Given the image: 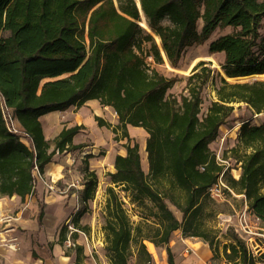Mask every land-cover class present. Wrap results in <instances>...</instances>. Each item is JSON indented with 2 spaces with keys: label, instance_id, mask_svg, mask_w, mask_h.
I'll use <instances>...</instances> for the list:
<instances>
[{
  "label": "trees",
  "instance_id": "1",
  "mask_svg": "<svg viewBox=\"0 0 264 264\" xmlns=\"http://www.w3.org/2000/svg\"><path fill=\"white\" fill-rule=\"evenodd\" d=\"M161 39L167 60L178 67L185 50L204 44L216 30L233 33L211 42L210 53H224L222 68L228 77L264 74V0H0V197L18 195L22 200L36 191L37 174L57 153L69 152L83 125L64 126L53 139L46 138L41 117L70 107L80 108L98 99L112 107L118 124L103 117L100 126L122 131L128 138L127 154H118L112 182L121 187L132 203L152 202L154 222L135 223L113 186L108 187L105 250L112 264H152L154 256L146 241L167 245L169 264L175 255L169 247L172 234L181 229L184 237L208 243L214 259L217 235L205 228L204 200L223 181L228 189L243 194L249 209L264 226V122H244L234 156L241 162L237 179L217 159L211 143L232 114V103L245 102L257 113L264 112V80L229 82L221 76L215 87L217 100L200 118L201 88L208 75L197 72L199 87H191L181 101L168 93L179 80L153 67L165 61L154 35ZM169 19V24H163ZM203 20L201 31L198 22ZM259 49H258V48ZM10 110V111H9ZM17 120L20 129L12 127ZM128 125L147 133L149 174L144 170L140 145L131 143ZM84 206L72 219L76 231L87 230L82 216L90 209L98 186L95 170L85 169ZM181 214L179 218L170 207ZM43 208L38 215L41 223ZM63 226L60 243L67 239ZM232 242L223 245L228 262L257 264L244 240L231 232ZM83 246L77 247V264ZM34 257L39 254L34 252Z\"/></svg>",
  "mask_w": 264,
  "mask_h": 264
},
{
  "label": "rangeland",
  "instance_id": "2",
  "mask_svg": "<svg viewBox=\"0 0 264 264\" xmlns=\"http://www.w3.org/2000/svg\"><path fill=\"white\" fill-rule=\"evenodd\" d=\"M146 19V18H145ZM163 24H169V19H164L162 21ZM203 26V20L201 19L198 22V30L201 31ZM232 28H226L223 30H216L212 36L204 43V44H195L190 47H188L179 63L177 69L170 68L166 61L162 64H158L154 61V58L152 55L147 54L149 50L148 44L145 46V56L147 61L155 67L158 71L165 74L168 77L177 76L178 81L174 84L173 87H171L168 91V93L174 97H177L179 101L182 99V95H189L191 87H199L201 85V78H194L190 79V76L194 73L200 72L202 75H208V78L203 84L201 88V98H202V104H201V113L200 118H203V116L207 113L209 107L211 106L213 101L217 100L216 90L215 87L221 84V76L224 77L229 82H245V81H253L255 79H263L264 80V74H252V75H246V76H238V77H228L223 68L222 65L225 61V55L224 53H210L209 47L212 41L214 39L225 35L233 33ZM262 37H264V27L261 29ZM156 38V37H155ZM157 40V39H156ZM158 42V41H157ZM258 48V47H257ZM259 49V48H258ZM212 56L214 60L217 62V64L214 63V61L209 59H199L201 56ZM180 70H189L188 74L180 71ZM89 102L87 101L86 104ZM93 108H99V109H105V106L101 104V102L96 99L92 102ZM85 104V105H86ZM234 105V110L232 114L227 118L226 123L220 127L219 130V136L216 141L211 143V148L213 151H215L217 155V159L226 165V169L229 168L231 171V174L235 178H239L242 174V168H241V162L238 161V159L234 156L235 152L234 149L239 147L240 144V128L241 125L244 122H250L251 124H261L264 122V112L257 113L252 108L247 106L245 102H237L232 103ZM91 107V108H92ZM110 107V106H109ZM81 108H79L80 110ZM110 110H106V118H117L115 110L110 107L106 108ZM10 111V110H9ZM74 112H77L76 110ZM54 113V112H50ZM46 114L43 117H41L44 133L47 139L53 140L59 132L62 130L64 126L68 124V121L65 120V116H61L60 114ZM57 115V116H56ZM114 115L116 117H114ZM117 122V121H116ZM116 123L115 125H117ZM12 127L15 129H20V125L17 120H12L11 123ZM114 125V126H115ZM112 131L113 128H112ZM114 140H115V146L118 148L119 151H122L123 147L126 145V137L125 138H119L122 135V131L119 130L118 132H114ZM134 135L136 138H134V143L138 142L140 145V154L142 157V163L144 170L147 174H149V162H148V153L146 152V144H147V137L148 133H138L134 132ZM123 139V140H122ZM123 141V142H122ZM132 141V140H131ZM129 142V140H128ZM125 143V144H124ZM132 143V142H131ZM73 154V155H72ZM75 152H68L65 151L63 153H57L53 161H62L63 159H66L67 162H65L64 171H63V178L68 180L77 181V183L85 181L86 172L85 169L88 167L90 170H93L95 167V163H100V170L98 171V186L95 192V196L93 199L88 201V207L91 204L92 207H89L90 209V215L92 216V224H87L89 228L87 230H78V237L76 240L71 237L72 232L76 231V228L72 222L73 217L66 219V221H62L57 227H56V233L58 236V239L61 238V231L63 226L68 225V232H67V239L64 243H61L64 247L65 253L72 255L77 258V247L83 246V253L82 258L83 261H88V258L84 254L86 244L88 243L87 239L90 240H96L98 245H95L90 252V259L91 261H104L107 256V252L105 250V235L106 232L104 230V226L106 224V204L109 197L108 194V187L113 186L116 191L118 192L120 198L124 201L125 208L128 210L131 219L137 224L141 221H148V222H154L156 221L155 218H153L150 215V212L153 210L155 211L156 208H153V204L150 201H146L145 204L138 205L136 203H132L130 200V197L127 195V193L121 189V187L115 186V184L112 182L111 177L109 175L110 168L109 166V160L108 159H102V151L96 155V158L94 159L95 163H93V159L91 160H84L81 154L75 155ZM72 156V159L70 160L69 156ZM52 161V162H53ZM47 167V166H46ZM96 169V168H95ZM46 170V168H45ZM115 170V167H114ZM37 174V182L39 180H43L46 178V171L43 175ZM62 178V179H63ZM58 182V181H57ZM51 185H54V188L51 187ZM48 189L51 193L56 192V194L61 195H67L66 186H59L58 183H48ZM75 189V188H74ZM35 197V195H33ZM29 196L26 197L28 199ZM34 197H32L34 199ZM12 198V197H9ZM25 200H22L21 198L18 200H14L12 198L11 201L5 202L4 205H2V210L7 207V209L4 212H9L10 215H5L4 218L2 217L0 219V224L3 223H11L13 217H17L20 213L22 215L30 213V207L28 206L26 208L25 204L22 205V203L26 202ZM35 201V199H34ZM36 208L38 205V210L36 211V216L40 213V210L44 208V205L42 202H35ZM170 207L175 211V214L181 218L182 214L171 204H169ZM84 204L82 203V208ZM22 211V212H21ZM245 213L247 216L250 225L254 229L260 228L263 224L254 220L253 216L254 213L249 209L248 202L246 200L245 195L236 193L232 189H228L226 184L223 181H220L217 185H215L210 190V195L204 200L203 204V221L205 228L212 230L217 235L218 243L215 244V247L219 250L220 256L216 257L214 259L215 264H238L235 262H228L226 258L223 256V245L226 243H230L233 241L231 237V232H236V228L240 225V217ZM7 216V217H6ZM17 220H13V224H10L11 227L15 226L14 222L17 224ZM9 225V226H10ZM90 236V237H89ZM104 240V246H100V242ZM201 239V238H200ZM13 240H16L18 242V251L20 250V244L17 237L11 240H7L5 238H1L0 242L3 243L4 247L7 249L14 251L9 248V243ZM202 240V239H201ZM84 241V242H83ZM146 243H152L150 241H146ZM85 245V246H84ZM37 249L39 247L36 245ZM5 248V249H6ZM87 249V248H86ZM88 250V249H87ZM185 250V255H188L191 253L189 248L187 247ZM16 251V250H15ZM89 251V250H88ZM41 256H45L49 254L47 251L44 253L43 251L40 252ZM176 260V256H175ZM264 264V263H262Z\"/></svg>",
  "mask_w": 264,
  "mask_h": 264
},
{
  "label": "crops",
  "instance_id": "3",
  "mask_svg": "<svg viewBox=\"0 0 264 264\" xmlns=\"http://www.w3.org/2000/svg\"><path fill=\"white\" fill-rule=\"evenodd\" d=\"M95 100L96 99L89 100V103L80 107V110L76 106H73L68 110L54 111V113L50 114H58V116L60 114V117L62 115L65 116V120L68 121L67 127L75 125L84 126V129H82L73 140L74 145L82 146L70 150L71 152H75V155L78 156L81 154L84 160L93 159V163H95L94 159H98L96 155L102 151V153H104L102 154V159L106 158L109 160V166H111L110 172H114L116 156L118 154L126 155L127 149L125 146H122V151H119L115 146V133L112 131V127L109 128L98 124L96 119L97 116L103 117L106 121L112 123L113 126L119 121L111 117L106 118V110H110L106 108H110L109 106H105V109L93 108L92 102ZM75 110L77 112H74ZM114 117L116 116L114 115ZM128 131L132 144H134V138H136L134 132L144 134L147 132L144 128L133 125H128ZM125 143H128V138H126ZM67 157H69L70 160L72 159L71 155ZM65 162H67L66 159H63L62 161L50 162L47 165L45 170L47 175L46 178L36 183V191L33 194L35 197L30 195L28 199H26V202L22 203V205L25 204L26 208L28 206L31 208L30 213L25 215L20 213L17 217H13L11 223L0 224V240L1 238L11 240L17 237L20 244V250L18 251V242H16V240L11 241L10 243H14L17 246L16 251H11L0 242V264H77L76 257L65 253L64 247L59 242L56 227L62 221L74 217L78 212L83 203L82 194L86 184L85 181L77 183V181L61 177L63 176ZM98 169L100 170V163H95L93 170ZM48 183H58L61 187L66 186L67 195L56 194V192L51 193L48 189ZM32 197H34L35 201ZM12 198L17 200V202L20 199L18 195H14ZM12 198L7 196L0 197V219L2 217L4 218L5 215H10L9 212H4L7 207L2 210L1 204L3 203L4 205L5 202L11 201ZM35 202H42L44 205V215L41 223L38 221V216H36L38 205L36 208ZM89 207H92V205L90 204ZM89 211L82 216V225L93 223ZM17 219L18 225L16 226L14 222L15 226L11 227L10 224H13V220ZM87 240L88 243L86 244V248L89 251L85 248L84 252L88 258V261H85L86 264H112L108 257H106L104 261H91L90 250L95 247V245H98V243L96 240ZM104 240L100 242L101 247L105 244ZM36 245L39 249H37ZM147 246L154 256V262L152 264H169L166 244L157 246L154 243H148ZM169 247L176 256V264H215L213 258L214 253L210 245L198 237H184L181 229L176 230L172 234ZM187 247L191 253L185 255L184 253H186L187 250L185 249ZM41 251L44 253L47 251L49 254L41 256ZM34 252L39 254V256L34 257Z\"/></svg>",
  "mask_w": 264,
  "mask_h": 264
},
{
  "label": "built area",
  "instance_id": "4",
  "mask_svg": "<svg viewBox=\"0 0 264 264\" xmlns=\"http://www.w3.org/2000/svg\"><path fill=\"white\" fill-rule=\"evenodd\" d=\"M217 185V184H216ZM53 188V185L51 186ZM254 220L261 223L260 219L253 216ZM240 225L235 230L238 235L244 240L250 254L257 261V264L264 263V226H260L258 229H254L245 215V213L240 217ZM9 248L16 250L17 246L14 243H9Z\"/></svg>",
  "mask_w": 264,
  "mask_h": 264
},
{
  "label": "bare ground",
  "instance_id": "5",
  "mask_svg": "<svg viewBox=\"0 0 264 264\" xmlns=\"http://www.w3.org/2000/svg\"><path fill=\"white\" fill-rule=\"evenodd\" d=\"M140 23H141L143 26H145L147 29L150 30V27H149V25L147 24V21H146V19H145V15H144V14H142V18H141V20H140ZM154 35H155V34H154ZM155 37H156L158 43L161 45V39H160V37H159L158 35H155ZM199 59H209V60L214 61L215 64H217V62L214 60V58H213L212 56H210V55H208V56H201V57H199ZM165 61H166L167 65H168L170 68H172V69H177V68H173V67L171 66L170 62L167 60L166 57H165ZM217 65H218V64H217ZM180 71H182V72H184V73H186V74H188V72H189V70H180Z\"/></svg>",
  "mask_w": 264,
  "mask_h": 264
},
{
  "label": "water",
  "instance_id": "6",
  "mask_svg": "<svg viewBox=\"0 0 264 264\" xmlns=\"http://www.w3.org/2000/svg\"><path fill=\"white\" fill-rule=\"evenodd\" d=\"M138 23L141 25V26H143L141 23H140V21H138ZM146 30H148L149 32H151L153 35H154V32L151 30V28H150V30L149 29H147L145 26H143ZM156 35V34H155ZM155 35H154V37H155ZM156 39V38H155ZM157 41V40H156ZM158 43V42H157ZM158 45L160 46V48H161V51H162V53H163V56H164V58L166 57V55H165V53H164V50H163V47H162V43H161V45L158 43Z\"/></svg>",
  "mask_w": 264,
  "mask_h": 264
}]
</instances>
